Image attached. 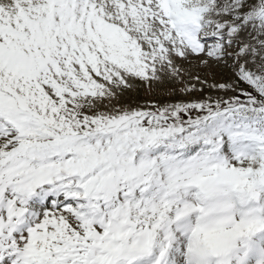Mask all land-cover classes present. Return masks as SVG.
I'll return each mask as SVG.
<instances>
[{
    "label": "snow or ice",
    "instance_id": "1",
    "mask_svg": "<svg viewBox=\"0 0 264 264\" xmlns=\"http://www.w3.org/2000/svg\"><path fill=\"white\" fill-rule=\"evenodd\" d=\"M0 264H264V0H0Z\"/></svg>",
    "mask_w": 264,
    "mask_h": 264
}]
</instances>
